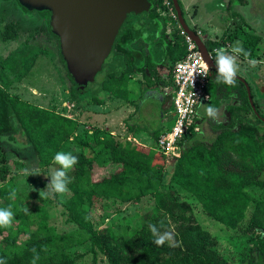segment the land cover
Returning a JSON list of instances; mask_svg holds the SVG:
<instances>
[{
    "label": "trees",
    "instance_id": "obj_1",
    "mask_svg": "<svg viewBox=\"0 0 264 264\" xmlns=\"http://www.w3.org/2000/svg\"><path fill=\"white\" fill-rule=\"evenodd\" d=\"M161 2L149 0L144 12L146 21L129 20L123 24L113 53L96 80L84 90L73 86L74 94L89 91L98 103L104 100L99 96L107 94L128 100L130 75L139 72L146 79L145 89L153 84L165 83L157 64L162 61L167 68H171L176 60L185 56L187 48L178 28L173 29L171 34L165 32V22L161 38L157 36L159 25L155 19L160 17L157 9ZM239 29L235 27L224 40L207 41L206 44L209 49L223 47L228 51L227 40L234 42L236 37H241L240 45L247 56L243 53L238 55L243 60L253 59L263 37ZM145 30L149 33L146 35L150 42L148 50L139 44ZM15 37L16 22L11 21L6 24L2 39L7 41ZM10 58V55L0 57V140L7 136L15 139L17 134L28 139L37 154L39 166L44 167L51 163L52 155L61 144L76 133L79 122L11 94L6 88L10 77L5 72L10 67ZM208 91L211 97L207 107L214 106L217 112L214 118L206 113L203 116L214 136L208 139L202 132L194 131L180 141L181 153L170 178L175 187L162 188L163 169L157 164L162 154L138 147L131 141L117 140L110 133L93 131V140L84 143L85 149L91 151L98 146L109 155V161L117 168L95 179L92 166L96 156L84 150L78 152V183L74 186L76 195L67 203L68 217L78 226L75 232L61 235L46 218H41L39 224L31 228L30 213L19 195L14 193L15 185L7 177V166L1 165L0 207L8 206L13 212L11 223L7 227H0V257L4 258L5 264H76L82 253L68 247L80 240L104 244L109 259H118L120 254L123 264H232L216 250L210 233L195 220L189 203L181 199L173 188L194 196L205 212L221 223L238 228L251 199L247 189L252 186L264 188V121L254 112L245 83L240 79L234 77L233 84L216 79L209 85ZM252 97L257 112L264 117L261 101L256 100L253 93ZM133 102L139 110V103ZM223 107L226 109L224 115ZM249 112L253 117L249 116ZM128 126L130 131H134L133 124ZM158 130L159 126L152 130L155 141ZM231 154L237 160H232ZM5 160L6 154L0 145V162ZM83 195L89 198L100 195L124 202L151 195L155 205L142 218L139 230L126 239L116 235L110 226L97 229L92 225L89 209L81 201ZM39 211L42 215L45 212L44 209ZM16 219L21 223L23 232L28 234L23 246H16L15 239L10 237V230L13 232L11 224ZM249 221L264 229V199L257 201ZM149 225H154L161 235L168 233L162 244L153 242L155 238ZM140 250V257L136 259L134 254ZM254 252L244 260V264H264V236H258Z\"/></svg>",
    "mask_w": 264,
    "mask_h": 264
},
{
    "label": "rangeland",
    "instance_id": "obj_2",
    "mask_svg": "<svg viewBox=\"0 0 264 264\" xmlns=\"http://www.w3.org/2000/svg\"><path fill=\"white\" fill-rule=\"evenodd\" d=\"M247 2L241 11L246 24L236 17L234 19L235 27L248 33L255 30L258 35L262 36L260 49L257 51V55L249 60H243L238 54H232L233 46L226 45L228 48L226 52L234 55L235 73L250 83L254 98L261 101V107L264 109V0H248ZM235 9L238 10L236 7H232L231 10ZM144 12L129 13L123 21L124 23L129 20L146 21ZM186 19L188 23H191L187 16ZM11 21L16 22V37L5 41L2 39V34L6 24ZM148 34V31L145 30L143 36L146 37ZM239 35L241 36V34ZM143 39V37L140 39V45ZM238 41L241 42V37L238 38ZM206 43L208 42L206 41ZM144 46L147 47V44ZM8 55L11 57L10 67L5 70L7 76L10 77V82L6 86L8 91L23 100L78 120L79 127L76 133L64 141L58 151L71 152L76 158L78 152L83 150L87 154L95 155L96 162L92 166L95 179L102 178L117 168V165L109 161V155L103 153L98 146L91 151L85 149L84 143L87 140H93V131L95 130H99L101 134L110 133L117 140L131 141L138 147H146L161 154L155 147L156 141L152 136V130L159 126L158 134H160L172 123L171 113L167 111L171 108L169 97L165 107L167 116L165 115L162 121L157 122V114L155 115L151 108V105H155V101L150 98L144 99L146 79L140 72L130 75L128 100L107 94L99 96L104 100L102 103H98L90 93L74 94L71 89L72 82L59 54L58 40L50 31L48 11L29 9L19 0H0V57ZM133 101L139 103L141 112H138L137 104ZM206 107L207 103L199 106L201 115H205ZM222 112L223 115L226 113L224 107ZM139 114L142 115L139 116ZM249 116L253 117L250 112ZM129 124H133L134 131L129 130ZM208 127L209 123L203 116L198 132H202V135L211 139L214 134ZM16 136L15 139L7 136L0 140V145L6 154V160L0 162V166H7V177L15 185L14 193L19 195L26 211L30 213L29 226L35 228L41 218H46L49 225L53 226L61 235L77 231V224L68 217L67 203L71 197L76 195L74 186L78 183L76 176L78 163L66 170L68 182L65 191L62 193L49 192L46 187L50 183L48 175L59 165L51 161L47 166L40 167L37 154L32 150L29 140L19 134ZM177 158L163 155L160 163H157L163 169L162 188L164 189L175 187L170 178L175 169ZM230 158L237 160L234 154H231ZM173 189L181 199L189 203L195 220L210 233L216 250L226 260L232 264H244L245 259L255 254L257 236H264V229L252 225L249 220L257 201L264 199V188L252 186L247 189L251 199L245 217L238 228L228 227L207 214L202 204L194 196L188 193L184 194L179 188ZM44 193L49 194L45 195ZM81 201L89 209L90 220L94 227L100 229L110 226L116 235L126 239L139 230L142 218L155 205L151 195L127 202L100 195H94L91 198L83 195ZM41 209L45 211L43 215L39 211ZM20 224L16 219L11 224L13 232L8 229L11 231L10 237L16 241V246H23L28 238V234L23 232ZM170 239L172 240V237ZM68 249H75L82 253L76 264H123L120 254L118 259H109L108 250L104 244L98 245L89 240H80ZM140 254L141 250L135 252L136 259L140 257Z\"/></svg>",
    "mask_w": 264,
    "mask_h": 264
},
{
    "label": "water",
    "instance_id": "obj_3",
    "mask_svg": "<svg viewBox=\"0 0 264 264\" xmlns=\"http://www.w3.org/2000/svg\"><path fill=\"white\" fill-rule=\"evenodd\" d=\"M29 9L49 12V27L59 40L62 60L78 88H86L102 71L113 53V45L129 13L140 14L149 6V0H19ZM180 26L194 39L212 67L215 61L208 53L202 37L187 23L180 1L172 0ZM234 77L245 83L254 112L256 110L249 82L239 74ZM150 89L145 98L154 97ZM161 92V91H159ZM162 94V92H161Z\"/></svg>",
    "mask_w": 264,
    "mask_h": 264
},
{
    "label": "built area",
    "instance_id": "obj_4",
    "mask_svg": "<svg viewBox=\"0 0 264 264\" xmlns=\"http://www.w3.org/2000/svg\"><path fill=\"white\" fill-rule=\"evenodd\" d=\"M161 3L160 14L166 20V33L171 34L173 29L178 28L187 53L176 60L171 68L165 67V70L161 71V76L165 80L161 89L171 100V108L167 111L171 113L172 123L160 132L155 147L167 157H178L181 150L180 141L185 135L200 129L203 115L199 112V106L210 100L211 94L208 88L217 79L218 74L198 44L180 26L172 1L162 0ZM197 33L201 36L200 31ZM218 48L208 50L213 60L214 50Z\"/></svg>",
    "mask_w": 264,
    "mask_h": 264
},
{
    "label": "clouds",
    "instance_id": "obj_5",
    "mask_svg": "<svg viewBox=\"0 0 264 264\" xmlns=\"http://www.w3.org/2000/svg\"><path fill=\"white\" fill-rule=\"evenodd\" d=\"M215 65L217 72L218 82H223L225 84L234 83V74H235V64H234V55L232 54H241L247 56V52L241 47L239 42H234L233 47L231 48V53L228 54L223 47L215 49ZM254 63V61H253ZM217 109L214 106L209 105L205 108V113L210 117H215ZM52 161L59 165L54 171H52L48 176H50V183L46 185L49 189V192L62 193L66 189L67 177L66 170L70 169L72 165L76 163V156L68 151H56L52 157ZM45 195L49 193H44ZM13 212L10 210V207H0V227H7L12 220ZM149 229L154 236V243L160 245L164 242V239L167 237L168 233L159 234L157 228L154 225H149ZM0 264H5L3 257H0Z\"/></svg>",
    "mask_w": 264,
    "mask_h": 264
},
{
    "label": "crops",
    "instance_id": "obj_6",
    "mask_svg": "<svg viewBox=\"0 0 264 264\" xmlns=\"http://www.w3.org/2000/svg\"><path fill=\"white\" fill-rule=\"evenodd\" d=\"M185 19L196 32H201V37L206 41H220L227 37V34L234 30L237 17L246 24L241 11L245 8L248 0H179ZM232 7L238 10H231ZM242 7V9H241ZM187 21V19H186ZM229 25V26H228ZM240 33H238L239 35ZM236 37L234 42L238 41ZM234 42L227 40V45L233 46ZM230 49V48H229ZM161 74V72H160Z\"/></svg>",
    "mask_w": 264,
    "mask_h": 264
},
{
    "label": "flooded vegetation",
    "instance_id": "obj_7",
    "mask_svg": "<svg viewBox=\"0 0 264 264\" xmlns=\"http://www.w3.org/2000/svg\"><path fill=\"white\" fill-rule=\"evenodd\" d=\"M157 12L159 13V15H160V17H158V18H156L155 19V21L158 23V25H159V31H158V37H160L161 38V35H162V31H163V23L165 22L166 23V20H165V18L160 14V7L157 9ZM134 22V21H133ZM166 29V28H165ZM255 31V30H254ZM253 30H252V32H254ZM255 33H256V31H255ZM57 38V37H56ZM117 38V37H116ZM142 38V37H141ZM143 41H141L142 42V44L143 45H145V44H147V47H145L146 48V50H148L149 49V47H150V42H149V39H147V37H145V36H143ZM57 40H58V38H57ZM116 41V40H115ZM114 44H115V42H114ZM58 45H59V40H58ZM207 45V44H206ZM113 47H114V45H113ZM208 47V46H207ZM208 50H209V47H208ZM60 57H61V55H60ZM62 59V58H61ZM63 61V60H62ZM64 62V61H63ZM64 64H65V67H66V70H67V66H66V63L64 62ZM166 66H165V63H163L162 61H159V63L157 64V70L159 71V73L161 72V69L162 68H165ZM167 68V67H166ZM69 73H68V70H67V75H68ZM98 76V75H97ZM68 77H69V79L71 80V78H72V80L74 81V83L72 82V80H71V82H72V87H71V89L73 88V86H75L76 88H78V86H77V83H76V81H75V79L73 78V77H71L70 75H68ZM71 77V78H70ZM97 78V77H96ZM91 83H88V85L86 86V88H78V89H80V90H84V89H87L88 87H89V85H90ZM161 85L162 84H159V85H156V84H153L152 86H149V87H147L145 90H144V92L146 91V90H148V89H150L151 91H150V94H152V96H154V97H150V99H153L154 101H155V105H151V108H152V110L154 111V113H155V115H156V117H158L157 118V122H159V121H162L164 118H165V114H166V105H167V102H168V95L166 94V93H164L163 91H162V89H161ZM159 91H161L162 92V94H161V92H159ZM84 93H89V92H84ZM77 95H82V94H77ZM138 112H141V110L140 111H138ZM140 115H142V114H139V116ZM258 236H261V235H258ZM258 236H257V238H258Z\"/></svg>",
    "mask_w": 264,
    "mask_h": 264
}]
</instances>
